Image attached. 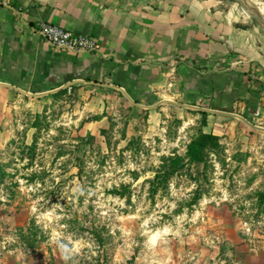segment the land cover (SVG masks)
<instances>
[{
	"label": "rangeland",
	"instance_id": "obj_1",
	"mask_svg": "<svg viewBox=\"0 0 264 264\" xmlns=\"http://www.w3.org/2000/svg\"><path fill=\"white\" fill-rule=\"evenodd\" d=\"M136 101L94 83L40 95L0 88V264H264V134L227 125L197 179L190 168L151 197L144 178L213 120L193 106ZM121 182L131 201L110 192ZM33 219L44 235L30 245Z\"/></svg>",
	"mask_w": 264,
	"mask_h": 264
},
{
	"label": "crops",
	"instance_id": "obj_2",
	"mask_svg": "<svg viewBox=\"0 0 264 264\" xmlns=\"http://www.w3.org/2000/svg\"><path fill=\"white\" fill-rule=\"evenodd\" d=\"M9 1L0 4V88L40 95L94 83L152 110L202 107L214 133L238 124L264 134V28L239 0ZM40 20L100 47L57 48L34 30Z\"/></svg>",
	"mask_w": 264,
	"mask_h": 264
},
{
	"label": "trees",
	"instance_id": "obj_3",
	"mask_svg": "<svg viewBox=\"0 0 264 264\" xmlns=\"http://www.w3.org/2000/svg\"><path fill=\"white\" fill-rule=\"evenodd\" d=\"M242 25L246 26V24ZM89 135L91 136V138H93L91 134ZM134 138L130 140V147L134 143ZM216 138V133L212 131H203L191 141L184 155L174 152L173 154L163 156L159 165L154 169V174L152 176L144 178L143 180V185H148V193L151 195V197H155L157 193L168 192L171 180L175 176L184 173L192 175V172L189 171L190 168L197 169L196 175L193 176L194 179H197L200 173V164L206 163L204 150L208 145L214 144L216 142ZM88 140L89 138L85 139V141ZM126 148H128V145L126 146ZM135 148L136 151H139V149H141V146L139 145ZM98 154H100L102 162H104L106 157L108 156V153L104 152L103 150H99ZM84 163L85 161L81 160L78 164V175L80 177H84ZM138 178L139 175L136 176V179ZM110 192L119 196L126 197V199L129 201H131V197L133 194L131 184L125 182H121L119 185H113V187L110 189ZM200 195L201 193L197 188L194 192V196L191 197V199L186 200L185 204H187L188 206L192 205L200 197ZM41 231L42 230L35 223L34 219L31 220L28 229L26 230V232H24V236L29 239L28 241L30 245H33L39 236L44 235ZM93 232L100 241H103L102 232H99L97 229L93 230Z\"/></svg>",
	"mask_w": 264,
	"mask_h": 264
},
{
	"label": "built area",
	"instance_id": "obj_4",
	"mask_svg": "<svg viewBox=\"0 0 264 264\" xmlns=\"http://www.w3.org/2000/svg\"><path fill=\"white\" fill-rule=\"evenodd\" d=\"M0 4L11 6L9 0H0ZM33 28L57 48L81 52L98 50L100 47L98 41L90 35L67 29L57 23L40 20L34 24Z\"/></svg>",
	"mask_w": 264,
	"mask_h": 264
},
{
	"label": "water",
	"instance_id": "obj_5",
	"mask_svg": "<svg viewBox=\"0 0 264 264\" xmlns=\"http://www.w3.org/2000/svg\"><path fill=\"white\" fill-rule=\"evenodd\" d=\"M245 12L255 17L261 24L264 25V13L256 6L255 2L252 0H239ZM193 107H199L192 105ZM202 108V107H199Z\"/></svg>",
	"mask_w": 264,
	"mask_h": 264
},
{
	"label": "bare ground",
	"instance_id": "obj_6",
	"mask_svg": "<svg viewBox=\"0 0 264 264\" xmlns=\"http://www.w3.org/2000/svg\"><path fill=\"white\" fill-rule=\"evenodd\" d=\"M255 4L261 11L264 12V4L263 3H259V2L256 1Z\"/></svg>",
	"mask_w": 264,
	"mask_h": 264
}]
</instances>
